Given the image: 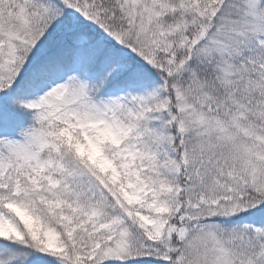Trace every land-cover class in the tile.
Segmentation results:
<instances>
[{
  "label": "snow or ice",
  "instance_id": "obj_1",
  "mask_svg": "<svg viewBox=\"0 0 264 264\" xmlns=\"http://www.w3.org/2000/svg\"><path fill=\"white\" fill-rule=\"evenodd\" d=\"M0 264H264V0H0Z\"/></svg>",
  "mask_w": 264,
  "mask_h": 264
}]
</instances>
